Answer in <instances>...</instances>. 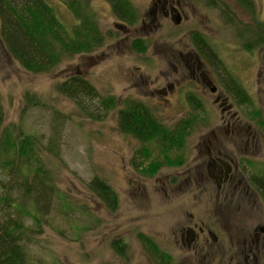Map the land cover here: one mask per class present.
<instances>
[{
  "label": "rangeland",
  "instance_id": "374dc122",
  "mask_svg": "<svg viewBox=\"0 0 264 264\" xmlns=\"http://www.w3.org/2000/svg\"><path fill=\"white\" fill-rule=\"evenodd\" d=\"M45 1L65 25H73L72 14L58 0ZM131 1L139 6L136 5L145 25L128 31L116 26L104 0H89V9L104 30L102 44L90 55H76L61 63L51 73L30 74L23 70L0 40V96L5 125L21 124L25 133L39 138L41 163L55 179L49 207L41 209L36 220L26 214H14L22 223V230L15 236L25 252L24 264H164L138 240V233L151 237L169 264H217L215 248L194 258L193 250L186 243L175 244L173 237L177 236L179 226L189 221L190 215L195 221L203 220L213 229H221V237L226 241L241 235L244 226L234 220L241 215L231 213L228 206L220 211L211 185L203 192L200 184L185 183L191 179L190 171L195 170L194 163L200 155L193 152L198 150L202 154L205 149L200 140L195 143L198 138L195 135L204 132L205 136L218 124L217 106L209 92L202 97L204 113L192 110L188 98L174 96L178 90L182 95L187 90L188 94L197 90L185 67L188 52L195 51L190 31L203 33L229 72L246 85L255 86L258 94H264V67L260 58L264 47L246 53L219 12L203 2L179 0L186 18L177 23L163 20L153 30L151 16L146 15L144 5L148 0ZM223 1L242 22H250V16L234 0ZM255 2L259 20L264 24V0ZM137 37L147 40L144 54L136 55L130 50V41ZM207 68L213 71L209 65ZM222 72L218 76L215 72L209 75L223 84L227 81ZM71 76L88 81L100 96L116 97L117 108L99 121L83 115L71 100L56 91V85ZM169 84L176 85L169 91L166 87ZM25 93L34 95L42 106L29 109L23 106ZM128 99L149 106L165 127L190 121L187 148L179 152L184 157L182 165H162L156 178H144L134 168L133 161L143 167L153 160L162 161V151L155 144L135 142L118 132L116 112ZM192 117L197 120L193 121ZM202 117L207 122L201 121ZM51 142L55 143L51 146L56 149V155L47 149ZM142 148H149L148 160L139 154ZM175 155L169 154L172 159ZM95 177L116 191L115 211L107 210L91 192V180ZM157 178L159 181L155 183ZM22 180L15 172L8 175L0 168V195H10L18 203L37 197L34 192L31 195L21 188ZM25 209L33 210L31 206ZM12 213L11 209L0 206V221ZM113 240L126 241L124 255L114 250ZM225 250L229 254L228 247Z\"/></svg>",
  "mask_w": 264,
  "mask_h": 264
},
{
  "label": "trees",
  "instance_id": "16d2710c",
  "mask_svg": "<svg viewBox=\"0 0 264 264\" xmlns=\"http://www.w3.org/2000/svg\"><path fill=\"white\" fill-rule=\"evenodd\" d=\"M59 1L65 4L73 17L80 19L77 27L65 25L58 18L55 9L45 0H0V40L7 53L30 74L51 73L61 63L73 59L76 55L94 52L102 44V35L93 23L91 15L84 10L85 6L80 4V0ZM108 1L111 4L112 14L118 20H124L123 22L128 25H132L137 20V12L132 6L130 7L127 0ZM191 1L203 2L208 8L217 10L246 53L264 47V24L259 20V7L255 0H234L250 16L249 23L237 18L230 5L223 0ZM190 41L199 55L209 64L217 65L216 69L225 73L228 87L235 86L238 90V100L248 103L249 98L245 89L217 56L209 39L200 31L192 30ZM132 47L136 52L145 53L147 43L143 40H135ZM260 58L264 66V53ZM56 91L71 100L83 115L92 120H101L110 111L116 109L118 104L116 97L100 96L97 90L82 77H67L56 85ZM188 102L193 110L199 106L194 97H188ZM23 103L28 109L42 106L34 95L27 93L23 95ZM122 103H124L123 107L118 108L116 112L118 132L132 136L141 143L155 144L162 151L160 154L162 161L153 160L147 167L139 166L138 163L135 167L139 168L144 176L150 178L162 165L179 166L182 163L181 157L178 155L172 159L169 153L172 150L180 152L184 148V130H169L158 122L141 102L128 99ZM192 119L197 120L195 117ZM190 124V121L180 122L175 127H186V125L190 127ZM19 125H5L0 96V168L7 171L8 175L15 172L16 175L21 176L23 178L19 183L21 188H24L28 194L32 195L34 192L37 196L28 199L26 203H18L14 202L10 195H0V206L13 212L11 215L8 214L6 220L0 221V264L25 263L23 246L15 236L17 231L22 230V223L14 214H26L36 220V215L41 209L49 207V196L55 184L52 173L41 163L39 138L25 133ZM52 144L55 143L51 142L47 149L51 154L56 155V149L51 146ZM149 152V148H142L139 154L146 159L149 157ZM91 181V192L107 210L115 211L118 207L116 191L98 177ZM30 206L32 211L25 209ZM39 222L38 220L36 223ZM137 238L149 250L156 253L164 264H169V259L158 250L150 237L138 233ZM125 244V240L113 243L118 255L125 254Z\"/></svg>",
  "mask_w": 264,
  "mask_h": 264
},
{
  "label": "flooded vegetation",
  "instance_id": "af4514ba",
  "mask_svg": "<svg viewBox=\"0 0 264 264\" xmlns=\"http://www.w3.org/2000/svg\"><path fill=\"white\" fill-rule=\"evenodd\" d=\"M127 1L130 7L132 6L133 10L137 12V20L132 25H128L123 22L124 20L120 21L112 14L115 18L116 26L128 31V28L144 26L145 22L140 18L141 14L139 15L137 3L131 0ZM57 2L66 9L64 3L59 0ZM104 2L112 13L110 2L108 0H104ZM81 3L85 6L84 10L91 15L100 35H103L104 30L98 24L100 20L95 18L92 10L89 9L91 6L89 0H80ZM144 5L145 9L147 8L146 15L151 16L150 27L153 30L163 20L181 22L186 18L185 8L180 4L179 0H148ZM79 23L80 19L73 17V27H77ZM88 32L90 31L88 30ZM135 40H143L145 43H147V40L137 37L130 41V50L133 54H144L136 52L132 47V43ZM180 52L183 53L182 51ZM91 53L89 52L87 55ZM181 53H179V58L183 57ZM208 65L213 71L209 72L207 70ZM212 65L203 56L199 55L196 50L188 52L185 67L189 70L190 81L193 82L197 90L194 94H188L187 90L185 91L186 94L183 95L178 90V92L176 91V96H174L176 98L194 97L195 101L199 103L198 108L194 111L204 113L202 97L204 98L205 93L209 92L218 111V124L213 129L211 128L212 130L207 132L205 136L204 132L195 135L198 137L195 143L200 140L204 144L205 149L202 154L198 150L193 152L197 156L200 155L197 157L196 163H194L195 170L190 171L192 173L191 179L185 183L195 186L200 184L203 192L207 191L208 184L211 185L213 187V197L220 205V211H223V208H227V206L230 207L231 213L234 212L241 215V217H237L234 220L238 222V225H243L244 227H241L243 229L240 237L230 238L229 241H226L221 237L223 236L221 229L218 227L213 229L203 220L195 221L190 215L189 221L179 226V231L175 234L177 236L173 237V239L176 245L183 242L186 243L187 248L193 250L194 258L199 255L198 253L215 248L213 254H217L215 258L217 264H264V94H258V89L256 92L255 86L246 85V82L238 77L239 80L235 76L249 98L248 103L239 101L238 90L235 86H233L234 88L232 86L228 87L227 82L220 84L216 78L209 75V73L213 74V72L217 76L219 75V70L216 69L217 66ZM175 85L169 84L166 87L170 91ZM161 90L165 91V89ZM165 95L166 93H164ZM163 99L166 101L167 97H163ZM145 106L154 115L150 107ZM156 120L160 122L157 118ZM202 120L207 122L206 117H202ZM167 128L169 130H184V149L187 148L186 141L190 137L187 136L191 130L190 127L186 125V127L178 126L176 128L172 126ZM126 136L135 139L132 136ZM136 141L139 142L135 139ZM172 153L173 150L169 154L171 155ZM174 153L176 154L175 157L179 155L182 161L184 160L183 155L177 154L179 152L175 151ZM131 163L136 169L135 165L138 163L136 161ZM138 165L142 166L141 163ZM140 174L144 176L141 171ZM156 174L153 178L158 176ZM183 176L179 175L177 177L184 178ZM158 179L155 180V183H158ZM168 184L170 185V181H168ZM226 247H228L227 252L229 254L224 253Z\"/></svg>",
  "mask_w": 264,
  "mask_h": 264
},
{
  "label": "water",
  "instance_id": "95a60500",
  "mask_svg": "<svg viewBox=\"0 0 264 264\" xmlns=\"http://www.w3.org/2000/svg\"><path fill=\"white\" fill-rule=\"evenodd\" d=\"M175 22L174 23H177L178 21L177 20H174Z\"/></svg>",
  "mask_w": 264,
  "mask_h": 264
}]
</instances>
